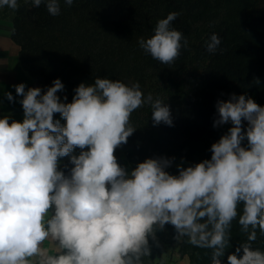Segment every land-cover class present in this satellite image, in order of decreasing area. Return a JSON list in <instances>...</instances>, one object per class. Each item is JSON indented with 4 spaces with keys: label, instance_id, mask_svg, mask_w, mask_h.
<instances>
[{
    "label": "clouds",
    "instance_id": "9594fccd",
    "mask_svg": "<svg viewBox=\"0 0 264 264\" xmlns=\"http://www.w3.org/2000/svg\"><path fill=\"white\" fill-rule=\"evenodd\" d=\"M31 3L44 4L53 17L61 13L60 0ZM64 3L71 7L74 0ZM19 6L0 0V8ZM180 15L167 14L153 35L138 39L161 64H173L188 48L172 26ZM220 43L213 33L206 50L214 54ZM13 87L23 119L0 118V264H149V238L155 241L168 224L177 241L187 238L210 250V264H222L233 221L246 241L227 264H264V250L253 247L258 232L264 237V106L246 95L217 101L213 127L232 126L211 145V159L177 164L172 175L166 169L175 158H148L129 172L114 152L136 130L132 113L148 105L154 126L173 125L170 107L145 95L138 81L96 77L81 83L70 103L57 95L64 90L59 78L43 92L24 83ZM4 96L15 102L11 92ZM57 113L64 124L54 119ZM64 157L73 165L67 175L60 169Z\"/></svg>",
    "mask_w": 264,
    "mask_h": 264
},
{
    "label": "trees",
    "instance_id": "16d2710c",
    "mask_svg": "<svg viewBox=\"0 0 264 264\" xmlns=\"http://www.w3.org/2000/svg\"><path fill=\"white\" fill-rule=\"evenodd\" d=\"M18 3L15 11L0 8V18L12 21L20 62L38 83L48 88L59 78L72 102L74 90L96 77L138 81L145 95L151 93L170 107L172 126H154L148 105L132 113L136 130L115 150L118 164L129 172L148 158H175L166 169L172 175L178 174L177 164L188 167L211 159V145L232 126L213 127L217 101L246 95L264 106V0H74L71 7L60 0L56 17L44 4ZM171 12L181 13L172 26L187 38L188 48L181 49L173 64L164 65L145 54L138 39L153 35L157 21ZM213 33L221 40L214 54L205 44ZM121 150L128 151V161L120 157ZM63 165L65 173L73 167L68 160ZM231 234L222 264L246 241L238 221H233ZM257 235L253 247L264 250V237ZM175 236L168 224L156 232L155 241L149 238V264L163 253L167 238L191 264H210V250Z\"/></svg>",
    "mask_w": 264,
    "mask_h": 264
},
{
    "label": "crops",
    "instance_id": "0c3cea01",
    "mask_svg": "<svg viewBox=\"0 0 264 264\" xmlns=\"http://www.w3.org/2000/svg\"><path fill=\"white\" fill-rule=\"evenodd\" d=\"M13 23L10 19L0 18V118L5 115L11 116L12 119L22 121L23 109L19 101L22 97L16 96L13 85L24 83L27 88L40 87L46 91L44 87L38 83L22 66L20 62V46L12 39ZM6 92H11L15 97V102H9L4 96ZM57 95L63 102L70 103L69 96L66 92H58ZM67 97V100H64ZM54 119L60 120L61 124L65 121L60 114H54ZM128 152V151H127ZM128 154V153H127ZM68 158V157H65ZM124 161H128L123 159ZM45 246L49 242L45 241Z\"/></svg>",
    "mask_w": 264,
    "mask_h": 264
},
{
    "label": "rangeland",
    "instance_id": "374dc122",
    "mask_svg": "<svg viewBox=\"0 0 264 264\" xmlns=\"http://www.w3.org/2000/svg\"><path fill=\"white\" fill-rule=\"evenodd\" d=\"M79 152H76L74 150V155H79ZM128 152L126 150H121L119 153L120 157L122 159L127 160L128 159ZM116 153L114 152V155ZM69 161V158H62L60 159V169L63 170V163L65 161ZM64 171V170H63ZM66 175L69 173H65ZM167 244L163 251V253L156 258L154 264H191V260L189 256H182L179 252V248L172 242L171 238H167Z\"/></svg>",
    "mask_w": 264,
    "mask_h": 264
}]
</instances>
